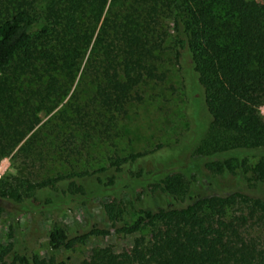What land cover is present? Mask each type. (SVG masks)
Returning <instances> with one entry per match:
<instances>
[{"label": "trees", "instance_id": "16d2710c", "mask_svg": "<svg viewBox=\"0 0 264 264\" xmlns=\"http://www.w3.org/2000/svg\"><path fill=\"white\" fill-rule=\"evenodd\" d=\"M37 1L43 2L40 12L31 7ZM145 2L0 0V106L7 101L5 113L11 111L10 85L27 74L36 59L47 66L49 58L55 68L73 74L88 53L85 71L94 77L93 93L75 111L74 124L85 129L89 139L100 137L102 130L126 112L129 102L140 99L139 86L163 78L157 72V53L162 48L159 23L164 16L171 18L176 55L187 60L202 88L210 121L206 124L198 117L195 105L194 128L187 136L185 153L171 147L173 151L160 161L154 156L148 170L122 171L145 156L138 153L115 159L111 163L114 169L105 179L97 173L85 174L95 176L94 181L107 189L93 195L98 194L111 231L133 234L150 227L153 239L135 238L132 249L118 256L93 247L83 264H264V196L239 190L202 194L174 175L192 168L201 172L203 166L211 173V186L214 177L231 174L255 187L264 185V115L259 111L264 102V2ZM36 41L42 49L37 50ZM57 46L62 50V67L54 58ZM46 89L56 94L54 87ZM150 184L164 204L138 206L129 213L122 199L109 196L112 186L124 189ZM46 186L57 189L54 181L30 187ZM60 193L86 196L83 185L76 181ZM0 195L19 202L28 194L4 190ZM185 201L189 203L182 205ZM107 232L100 223L72 236L66 228L57 227L49 231L47 244L52 250L71 248L91 235ZM0 264L46 262L9 245L0 251Z\"/></svg>", "mask_w": 264, "mask_h": 264}, {"label": "rangeland", "instance_id": "374dc122", "mask_svg": "<svg viewBox=\"0 0 264 264\" xmlns=\"http://www.w3.org/2000/svg\"><path fill=\"white\" fill-rule=\"evenodd\" d=\"M140 1L146 4L145 0ZM31 7L36 12L44 9L40 1L32 3ZM159 33L162 48L157 53V72L163 78L139 86L136 91L140 99L129 102L126 112L102 130L100 137L89 139L85 129L74 124L75 111L86 105L93 93L94 77L85 71L88 53L73 74L69 69L55 68L49 58L50 65L47 66L43 65L44 60L36 59L28 73L14 86L10 85L13 89V100L9 101L12 109L5 113L7 101L0 106V192L16 190L28 195L19 202L8 195H0V251L14 245L16 249L21 248L45 260L46 264H83L93 247L109 249L118 256L132 249L135 238L153 239L150 227L133 234L111 231L98 194L93 195L107 189L94 181L95 176L85 174L97 173L105 179V175L114 169L111 163L115 159L132 154L144 153L145 156L135 165H126L123 172L141 167L148 170L154 164V156L160 161L174 148L185 153L189 143L187 136L194 128L195 105L198 106V117L209 123L202 88L187 60L181 61L176 55L171 18L164 16L160 20ZM52 43L57 45L55 41ZM35 46L37 50L42 49L39 41ZM59 46L54 58L62 67ZM50 86L56 94L47 91ZM259 111L264 115V102ZM171 147L174 148L169 150ZM200 169L201 172L194 168L178 170L174 175L199 188L202 194H227L239 190L250 196H264V185L255 187L233 174L214 177L215 183L211 186L208 180L211 173L203 166ZM46 181H54L57 189L30 187ZM73 181L83 185L86 196L67 197L60 193ZM108 191L109 196L123 200L129 213L138 206L154 208L165 203L151 184L124 189L112 186ZM188 203L185 201L182 205ZM176 206H179L178 202ZM95 223H100L108 232L91 235L71 248L52 250L47 244L48 233L54 228H66L72 236L88 231Z\"/></svg>", "mask_w": 264, "mask_h": 264}]
</instances>
